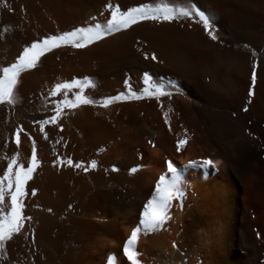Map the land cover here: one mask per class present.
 <instances>
[{
	"label": "bare ground",
	"instance_id": "6f19581e",
	"mask_svg": "<svg viewBox=\"0 0 264 264\" xmlns=\"http://www.w3.org/2000/svg\"><path fill=\"white\" fill-rule=\"evenodd\" d=\"M156 3L204 12L216 39L194 13L138 20L83 48L46 51L18 76L16 102L0 104V169L13 155L27 168L33 144L39 161L24 185L30 219L3 242L0 264H130L124 243L166 161L184 197L159 230L141 227V264H264V0H0V67L47 36L105 23L106 5ZM73 81L92 86L51 95ZM77 93L94 103L63 107L53 123L57 102ZM38 121H48L43 132Z\"/></svg>",
	"mask_w": 264,
	"mask_h": 264
},
{
	"label": "snow or ice",
	"instance_id": "6c2138e0",
	"mask_svg": "<svg viewBox=\"0 0 264 264\" xmlns=\"http://www.w3.org/2000/svg\"><path fill=\"white\" fill-rule=\"evenodd\" d=\"M8 7L7 4L3 5ZM111 8V17L107 19L105 23H95L89 27L75 28L72 31L64 32L60 35L47 36L39 42L31 43L30 47H25L19 54L16 61L8 66L0 67V104L12 105L16 102V95L14 88L18 82V76L26 69H31L36 66V63L40 56L46 51H50L52 48L61 46L62 44H71L75 48H83L88 44H92L104 36L113 32L120 31L127 28L131 24H135L138 20H160L171 21L179 16L190 18L194 13L199 20L203 23L205 32L215 40L216 36L210 31L211 18L206 16L204 12L196 10L191 7H176L169 6L167 3H156L155 5L144 4L139 7L129 8L126 11H121L118 6L106 5ZM255 55V53H253ZM152 59L156 57L153 55ZM255 63L253 64L252 83H255ZM91 82H86L83 86L79 82L73 81L71 84L62 83L57 84L53 88L51 95L55 96L61 89H69L71 87H90ZM146 95H153L150 90H145ZM156 95H164L165 93L161 88H156ZM135 96V94H133ZM251 95V92L249 93ZM121 97H110L104 99L102 102L103 107H107L113 100L121 99ZM139 99L140 96H135ZM94 103L93 100L77 93L72 99H68L67 95L65 99L57 102L55 107L56 115L50 119L55 123L57 117L61 114L63 107L75 108L80 105H88ZM167 115V114H165ZM40 123V130L43 132V124L48 121L37 122ZM167 123V120H165ZM22 129H17V132ZM31 139V137H29ZM185 140L177 141V151L180 150V146L185 144ZM59 159V158H57ZM167 174H161L156 183L152 197L145 204L144 218L140 221V226L134 228L131 235L124 243L123 255L127 257L130 264H141L137 259L139 253L135 250L136 241L138 239V233L141 231V227L147 233L150 231L159 230L163 223L169 219L168 210L171 206L172 200H182L184 197V184L180 173V170L174 167L173 163L166 161ZM212 162L204 160L202 165L196 161H189L186 167H198L207 166ZM39 161L36 158L35 145L33 144L31 161L27 168H24L21 164L17 163V158L13 155L9 162L6 164V170L0 169V247L3 246V242L14 233H20V228L23 226L24 219H30L22 216L23 203L22 198L25 195L24 185L25 182L31 179L32 172L38 166ZM69 166L76 168H83L87 171L88 168L84 167L80 162L74 163L71 159L67 160ZM15 166V171L13 168ZM88 167L95 168L96 162L92 161ZM113 171H116L113 168ZM135 172L136 169H131ZM32 195H35L33 190ZM8 198L10 203L5 204V198ZM175 247V244L173 245ZM108 264H113V258L108 257Z\"/></svg>",
	"mask_w": 264,
	"mask_h": 264
}]
</instances>
